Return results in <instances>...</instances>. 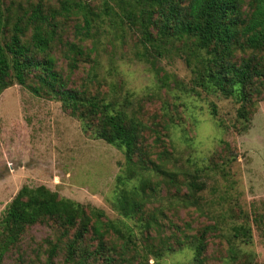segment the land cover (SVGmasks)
Masks as SVG:
<instances>
[{"label": "rangeland", "instance_id": "374dc122", "mask_svg": "<svg viewBox=\"0 0 264 264\" xmlns=\"http://www.w3.org/2000/svg\"><path fill=\"white\" fill-rule=\"evenodd\" d=\"M82 1L98 16L94 34L78 31L80 15L56 16L60 39H54L48 53L70 86L124 104L139 124V161L127 166L121 149L96 138L91 128L84 131L60 101L42 90L36 95V80L27 86L14 81L0 93V212L21 186L45 185L128 224L133 245H146L148 263L161 253L162 264H198L188 243L205 233L202 264H264V50L236 52L237 58L253 57L262 73L243 92L196 93L192 72L176 46L157 55L142 43L136 26L102 13L107 1L119 13L113 0ZM44 5L45 10L58 8L59 2L44 0ZM72 59L76 66L70 70ZM160 166L166 172L155 170ZM118 175L130 178L127 188L149 178L146 200L133 218L118 211ZM191 182L202 189H190ZM240 225L249 230V242L234 237L233 228ZM74 230L64 234L52 220L27 228L19 243L26 259L22 264H77L66 259ZM105 241L117 250L122 243L113 232ZM96 242L88 234L83 246L93 249ZM17 254L14 248L3 264L18 263ZM86 264L105 261L90 257Z\"/></svg>", "mask_w": 264, "mask_h": 264}, {"label": "trees", "instance_id": "16d2710c", "mask_svg": "<svg viewBox=\"0 0 264 264\" xmlns=\"http://www.w3.org/2000/svg\"><path fill=\"white\" fill-rule=\"evenodd\" d=\"M57 1L58 8L49 6L45 10L44 0H24L25 6L15 0H10L9 4L0 0V93L14 81L27 86L29 80H36L38 85L32 87L36 95L42 90L56 98L64 111L81 121L84 131L91 128L96 138L121 149L126 165L134 166L139 161L135 157L141 153L138 122L127 114L123 103L98 100L70 86L69 78L56 68L55 60L48 53L57 38L56 16L80 15L83 24L78 31L84 32L85 36L94 34L98 16L82 0ZM113 1L119 13L108 1L102 13L120 21L126 19L136 26L142 43L157 55L176 46L192 72V90L196 93L199 90L220 91L231 96L239 89L243 92L253 78L262 76L253 57L237 58L236 52L264 50V0H248L246 7L243 0ZM27 31L30 35L25 40ZM69 47L81 53L77 45L70 44ZM75 66V59H72L70 70ZM139 165L145 169L142 163ZM161 168L155 170L166 172ZM174 178L170 174V179ZM127 179L130 178L117 176L115 201L120 214L133 218L142 210L149 178L141 179L130 188L126 187ZM189 188L199 191L202 185L191 182ZM46 220H52L64 234L75 228L66 244L67 261L86 264L88 258L93 257L102 259L105 264L113 261L162 264L161 253H155L154 262L148 263L147 257L143 256L146 245L141 248L133 245L128 224L109 220L102 209L61 196L45 185L21 186L0 212V264L14 248L18 253L16 264H22L26 259L19 251V243L26 229ZM146 225H149L148 221ZM109 232L122 240L118 250L115 245L107 246L105 236ZM233 233L245 242L250 240L249 230L244 226H235ZM88 234L97 241L93 249L83 246ZM204 235L188 243L193 251V261L198 264H202ZM55 246L49 249L48 262L55 254Z\"/></svg>", "mask_w": 264, "mask_h": 264}]
</instances>
